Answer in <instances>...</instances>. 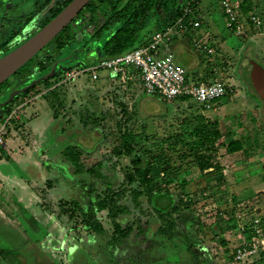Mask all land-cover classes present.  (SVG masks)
Returning a JSON list of instances; mask_svg holds the SVG:
<instances>
[{"label": "rangeland", "instance_id": "obj_1", "mask_svg": "<svg viewBox=\"0 0 264 264\" xmlns=\"http://www.w3.org/2000/svg\"><path fill=\"white\" fill-rule=\"evenodd\" d=\"M50 1L0 0V58L7 54L2 47L13 33L17 35L22 30V36H27L22 44L38 33L33 31L28 36L32 24L42 25L54 6L62 0ZM249 1L252 2L250 14L239 18L237 32L234 33L217 0H200L201 10H211V13L206 11L202 14L206 24L204 32L210 31L215 37L216 43L212 41L209 46L215 45V53L220 57L215 54L209 62L207 59L210 56L197 46L196 39L191 35L184 44L174 45L170 50L176 63L187 69L191 79L197 83L218 78L235 91L216 100V107L212 110L199 106L195 101L165 103L155 96L146 95L137 82L134 88L119 78L113 85H101L100 75H109L107 71L96 72L92 70L93 66L81 65L82 61L90 65L97 59L104 60L105 56L96 46V41L86 52H74L68 48L55 56L58 77L50 82L48 88L42 86L40 92L34 91L27 100L20 99L12 106L11 115L18 111L6 128L5 138L9 133V139L0 147V160L27 152L46 162L45 168H50L49 180L46 182L43 178L45 188L36 189L40 201L36 206H28L30 212L48 213L55 219L56 234H72L77 241L84 235L87 240L92 239L93 244L89 246L91 252L86 254L88 264H93L97 252L100 253L97 256L99 264H236L233 253L243 241L239 239L242 234L239 216L249 214L250 217L258 210L263 211L259 214L264 216V88L253 92L245 80L250 79L257 68L264 69V0ZM165 14L161 10L160 18L164 19ZM168 16L172 18V14ZM253 16L262 19L260 29L252 23ZM162 24L158 17H149L145 21L149 37L159 33ZM200 32L202 35L203 29ZM49 45L39 57L46 54ZM35 59L0 88V105L15 95L18 92L16 89L25 85L28 69L35 68ZM202 67L206 70L199 73ZM109 79L113 78L110 76ZM122 104L126 114H122ZM6 115L0 107V121ZM203 119L218 123L222 132L223 138L218 142L212 158L222 168L226 184L220 185V182L212 180V176H204L206 179H203L193 159L176 164L183 180L185 176L189 183L185 192L194 204L191 209L181 208L175 237L162 236L158 232L165 223L161 214L167 213L159 205V198L149 201L143 196L138 204L130 190L122 200V205L130 211L120 221L125 226L129 221L131 224L134 222V229L130 237L122 242L124 244L119 243L118 247L112 244V240L108 243L110 236L101 237L102 242L96 241L94 233L85 230L81 219L70 218L68 213H63L70 209L67 200L80 201L85 207L103 195L109 183L115 189L124 183L126 171L132 168L131 159L114 155L123 135L155 137L167 148V140L175 141L186 133L188 142L192 143L194 137L191 134L207 123ZM0 127L4 129L5 125L0 123ZM139 142L146 151L155 150L144 139ZM234 142L239 143L240 151L231 154L229 146ZM70 146L81 150L87 170H93L96 175L107 179L92 174L76 176L74 168L63 156ZM180 192V185L171 188L170 194L177 205ZM52 197L56 200L49 201ZM18 208H13L16 213L12 217L24 222ZM216 224L226 226L227 230L225 228V232L214 234L212 228ZM7 225L12 226L9 231L12 234H6L9 242L6 251L0 253L8 264H68L63 259L61 263L57 258H65V251L56 255L36 247L37 239L29 236L32 233L26 222ZM17 234H25L28 241L23 244ZM118 249L123 253L114 255ZM78 253L74 255L70 252V259L78 258Z\"/></svg>", "mask_w": 264, "mask_h": 264}, {"label": "trees", "instance_id": "obj_2", "mask_svg": "<svg viewBox=\"0 0 264 264\" xmlns=\"http://www.w3.org/2000/svg\"><path fill=\"white\" fill-rule=\"evenodd\" d=\"M51 1L53 2V0ZM73 1L74 0H62L58 2L50 11L49 17L42 25L38 26L35 31L39 32L46 27ZM199 4L200 0H93L76 20L49 45L44 56L39 57L38 54L35 57V68L32 70L28 69L29 75L25 78V85L21 87V89H16L15 91L18 90V92L5 99L0 107H3V110H5L6 116H12V111L10 112V110L17 101L20 99L27 100L32 92L39 91L42 86L48 88L50 82L58 77V70H56L55 66V56L62 54L66 49H73L74 52L85 50L86 52L89 47L93 45V42L96 41V46H98L105 56L104 60L97 59L95 62H91L90 65H87V62L84 63L83 61L81 63L83 67L93 66L92 68H94L109 59L125 55L152 44L156 34L149 37L146 32L145 21L149 17H158L159 20L163 21V27L160 32H164L167 28L174 26L176 22L182 18H184V24L189 25L196 15L194 12L200 7ZM251 5L252 2L249 0L243 2L241 12L239 13L240 19L242 16L247 17L250 14ZM187 9L193 12L191 14H186ZM161 10L166 13L164 19L160 18ZM170 14H172V18L168 16ZM230 30L234 33L237 32L235 26L230 28ZM189 31H191V28ZM189 31L181 32L180 35L175 36L168 44L175 43V41L184 34L188 35ZM19 35L20 32H17V35L13 33L12 38L4 44L3 49L5 53L11 52L22 44L21 42H16L14 44L11 42ZM195 43L198 46L196 40ZM212 48L216 47L213 46ZM20 71L16 73L15 76L19 75ZM33 71H36V74H32ZM100 71L102 70L96 72ZM110 76L115 79L119 78L121 82L130 85V88H134L136 85V83L133 82L128 83V81H123L121 75ZM189 77L190 75L188 72L187 78L189 79ZM139 80L140 79H138V81L135 80V82L138 83ZM189 81L196 84L209 83ZM2 86H0V88ZM139 86L142 87L144 93L148 95L143 85L139 84ZM227 90V95H231L235 92L229 86H227ZM44 95L45 93L42 94L41 97ZM152 96L162 100L159 94ZM178 100L182 102L193 101L188 97H181ZM215 102L213 104V109L216 107ZM122 107V114H126L123 104ZM13 118L10 123H12ZM203 120L207 121L206 119ZM186 134L178 136L175 141L167 140L166 143L169 145L167 148L155 137H142L132 134L123 135L120 146L114 150V155L116 157L126 156L131 159L132 168L126 171L124 183L116 189L109 183L107 191H105L103 195H99L96 201H90L85 207L80 201H68L67 206H69L70 209L68 211H63V213H68L70 218L81 219L82 225L89 233L110 235L112 244L118 247L119 243L125 242L130 237L134 229V222L131 224V221H129L128 226H125L120 221L121 217L125 216L130 211L128 207L122 205L123 198L126 196L128 190H130L132 197H134L138 204L143 196L148 197L149 201L154 197L159 198V205L162 206L165 209H163V211H167V213L161 214V218L165 223L159 228L158 232L162 236L175 237L178 221L181 220V208L191 209L194 204L185 192L189 183L185 179V176L183 180L179 172V167H177L176 164L179 163V161L193 159L202 177L205 176L209 178L212 176V180L220 182V185L226 184V178L221 171L222 168L212 158L218 142L223 138L219 124L207 121L203 126L196 128L191 134V136L194 137L192 143L188 142V136H186ZM5 137L6 135L4 136V141L9 139V133L7 138ZM141 139L147 141L155 150H152V152L146 151L145 147L139 142ZM238 146H240L239 143L234 142L229 146V152L231 154L237 153L240 151V147ZM184 149L185 152H183ZM63 156L74 168L76 176L96 175L93 170L86 169L83 162V153L77 147H68L63 152ZM96 176L97 178L107 179L105 176ZM205 177L203 179H206ZM179 185L181 187V192L178 196L179 202L177 205L170 192L172 187H179ZM176 214L178 216L175 217ZM245 215L246 214H244L242 218H238L241 220V223H239V230L241 233L242 226H245L247 230L244 234H250V230L257 218H261L264 224V216L259 214L258 211L250 217L249 214H247V216ZM234 225L238 227L237 224L234 223ZM225 228L227 230L226 226ZM225 228L220 224H216L212 228V231L214 234H221L226 231ZM123 244L124 243H122V245ZM223 245H227V243H223ZM237 249L238 248H235L233 255L237 252Z\"/></svg>", "mask_w": 264, "mask_h": 264}, {"label": "built area", "instance_id": "obj_3", "mask_svg": "<svg viewBox=\"0 0 264 264\" xmlns=\"http://www.w3.org/2000/svg\"><path fill=\"white\" fill-rule=\"evenodd\" d=\"M217 1L228 19L229 27L235 26L237 28L243 2L240 0ZM192 12L190 9L186 10V14ZM252 23L258 28L263 26L262 19L256 18V16L252 17ZM191 27L197 30L201 27V22L192 21L189 26L184 24V18H182L174 26L167 28L164 32L157 33L154 42L149 46L109 59L95 66L92 70H106L113 76L121 75L125 82L128 79H140L149 96L159 94L160 98L168 104H173L181 97H188L207 110H212L214 102L227 95V85L222 81L207 84L190 82L187 78L186 69L176 63L174 55H159L161 46L167 45L175 36L180 35L181 32L189 31ZM198 47L203 48L210 56L216 54L215 49L205 42H199ZM17 111L15 110L12 116H6L0 121L2 125H5L4 129L1 128L2 126L0 127V146L4 144L6 128ZM239 217L242 218V216ZM241 230L244 234L247 229L242 226ZM250 231V234H244L246 235L245 243L238 247L237 252L233 255V260L236 263L255 264L257 261L264 262L263 220L257 218Z\"/></svg>", "mask_w": 264, "mask_h": 264}, {"label": "crops", "instance_id": "obj_4", "mask_svg": "<svg viewBox=\"0 0 264 264\" xmlns=\"http://www.w3.org/2000/svg\"><path fill=\"white\" fill-rule=\"evenodd\" d=\"M18 5L19 4H17L16 6H18ZM206 11L211 13L210 9L201 10L200 8L194 12L196 15L194 16L192 21H200L201 27L196 30L197 32L193 31L195 29H193L191 27V31L188 32V35H191L193 37V39L196 38L197 43L205 41V42H207L206 43L207 45H210V43L212 41L214 43H216L215 42L216 40L214 39L215 37L210 33V31L208 32L205 30V32H204V27L206 24H205L204 18L202 17V14H205ZM222 12H223V10H222ZM191 22H190V24H191ZM202 29H203V34L200 35L201 34L200 30H202ZM258 29H260V28H258ZM192 31L194 33H191ZM256 32L258 33L257 30H256ZM185 35H186L185 37L183 35L180 36L181 38L177 39L175 41V43H173V44H167L165 46H162V48H160V55L161 54L162 55H169V54L174 55L170 50L172 49V47L174 45L184 44L186 42V38L188 37L187 34H185ZM258 36L259 35H257L256 38H258ZM202 40H204V41H202ZM211 46H215V45H211ZM214 49L217 51L216 48H214ZM195 52H197L196 49H195ZM216 55L219 56L218 53ZM211 57L212 56H210L207 59V60H209V62L212 61V60H210ZM174 58H175V55H174ZM197 64H199V63L197 62ZM204 66H206V68H207V65H204ZM203 70H206V69L204 67L200 68L199 73H201ZM186 71L188 73L187 69H186ZM107 74H109V75H106V76L103 75L102 76L99 74L100 78L102 79L101 85H104V86L106 84L113 85V83L116 82L115 78L109 79L110 75H111L109 72H107ZM197 75H199V74H197ZM191 78L192 77L190 75L189 80L195 81L194 79H191ZM195 78L198 79L197 76H195ZM134 79H136V78H134ZM134 79H132V80L128 79L127 81H128V83L129 82L136 83ZM217 80L221 81L218 78L217 79L215 78V79H210V81L208 80L207 82H215ZM136 81H138V80H136ZM139 84H141L140 80L138 82V85ZM36 126L37 125H35L34 127H36ZM25 153H27V152H23L22 154H16L15 156L13 155L11 157H8L7 159L5 158V159L0 160V186L2 185V188L0 190V252L6 251V245H8L7 242H9L7 240L8 237L6 236V234H8V233L12 234L9 231L13 228H12V226L9 227V225H7V224H13V223L23 224L24 222H26L28 227H30V231L32 233V234H29V236L37 239L36 240V242H37L36 247L46 249L50 253H55L56 255H57V253H59V251H63V252L65 251L66 252V253H64L65 258H63V256L57 257L58 259H60L61 263H63V261H62V259H63L65 261V263H68V264H88V261L86 260V258H87L86 254L91 252V249L89 246H91L93 244L92 239L87 240V237L84 235V236H82L81 240L77 241V240H75V238L73 237L72 234H56L57 229H56L55 223H54L55 219H52L50 216H48V213L46 215H44V212H40V211L30 212L31 210L29 209V207L38 205L37 201H40V199L38 198V196L36 194V189H38L39 187L45 188V184L43 183V178H44V180H46V182L49 180L50 168L49 167L45 168L44 164L46 162L45 161H43V162L39 161L37 156L34 157L33 155L28 154V153L24 156ZM49 191H51V190H49ZM10 192H12V193H10ZM63 194L67 195L66 192L65 193L63 192ZM55 200L56 199L52 197V199H50L49 201H55ZM67 201H71V199L67 200ZM23 207H27V208L23 209ZM13 208H18L21 211V215H22L21 218L24 219V222H23V220L18 221L12 217V215H14L16 213V210H14ZM258 212L260 213L261 211L258 210ZM261 213H263V211ZM54 229L56 230V232L54 231ZM86 235L90 236L88 234H86ZM105 235L110 236L108 234H105ZM105 235H99V234H95V233L93 234L94 239H96V241H100V242H102L101 237H105ZM16 237L20 241H22L23 244L28 241L25 234H17ZM90 238H91V236H90ZM239 239H240V241L241 240H243V241L241 243H239L238 247H240L241 245H243L245 243L246 235L241 234ZM111 240H112V238L110 237V240L108 243H110ZM102 244L105 245L104 243H102ZM70 252H74L75 253L74 255H76V253L79 252L78 258L73 257L71 260L70 259V256H71ZM121 253H123V252L118 249L115 251L114 255H119ZM99 254L100 253H98V252L96 253V255H95L96 257H94V259H93V264H99V262H98L99 260L97 257ZM111 257L112 256L110 254V258ZM0 258H1L0 264H8V260L5 257L2 258L1 253H0ZM101 264H102V262H101ZM255 264H264V262L263 261H257Z\"/></svg>", "mask_w": 264, "mask_h": 264}, {"label": "water", "instance_id": "obj_5", "mask_svg": "<svg viewBox=\"0 0 264 264\" xmlns=\"http://www.w3.org/2000/svg\"><path fill=\"white\" fill-rule=\"evenodd\" d=\"M93 0H74L53 21L24 44L0 58V86L14 77L22 68L52 43ZM246 84L253 92L264 88V69L257 68Z\"/></svg>", "mask_w": 264, "mask_h": 264}, {"label": "flooded vegetation", "instance_id": "obj_6", "mask_svg": "<svg viewBox=\"0 0 264 264\" xmlns=\"http://www.w3.org/2000/svg\"><path fill=\"white\" fill-rule=\"evenodd\" d=\"M26 22H27V21H26ZM26 22H23V24L26 23ZM27 23H28V22H27ZM32 26H33V27H32V29H31V31L29 32L28 36H29L33 31H35V30L37 29V27L40 26V24H37V23H36L35 25L32 24ZM20 32L22 33V30H21ZM22 35H23V33L21 34V36H19V38L14 39V40H12L11 42L14 43V41L16 40L15 43H16V42H19V41H20L21 43H23L24 39H25L27 36L24 37V36H22ZM26 39H27V38H26ZM12 46H13V45H12ZM2 48H3V47H2ZM3 50H4V49H3Z\"/></svg>", "mask_w": 264, "mask_h": 264}]
</instances>
